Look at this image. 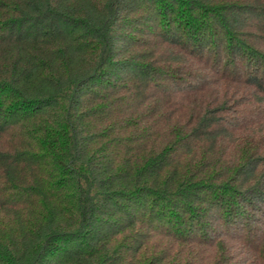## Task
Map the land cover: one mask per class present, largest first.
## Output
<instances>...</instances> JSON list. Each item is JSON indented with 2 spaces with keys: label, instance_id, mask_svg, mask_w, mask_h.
I'll return each instance as SVG.
<instances>
[{
  "label": "trees",
  "instance_id": "obj_1",
  "mask_svg": "<svg viewBox=\"0 0 264 264\" xmlns=\"http://www.w3.org/2000/svg\"><path fill=\"white\" fill-rule=\"evenodd\" d=\"M0 264H264V0H0Z\"/></svg>",
  "mask_w": 264,
  "mask_h": 264
}]
</instances>
